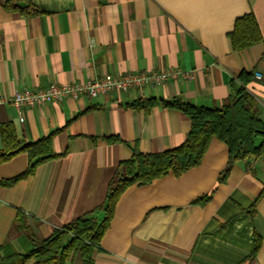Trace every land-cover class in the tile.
Instances as JSON below:
<instances>
[{"label": "crops", "instance_id": "0c3cea01", "mask_svg": "<svg viewBox=\"0 0 264 264\" xmlns=\"http://www.w3.org/2000/svg\"><path fill=\"white\" fill-rule=\"evenodd\" d=\"M22 1L27 8L28 0ZM29 1L43 12L28 14L0 3V124L12 122L26 141L57 130L53 148L60 155L12 187L0 185L3 254L33 247L27 232L14 229L18 212L35 236L47 237L105 201L110 179L134 146L153 153L186 140L191 120L184 112L161 104L147 112L132 107L133 101L180 97L221 107L232 82L239 83L247 70L254 75L247 87L264 119V0ZM250 12L263 40L234 50L228 33ZM170 68L187 74L97 97L21 109L10 102L25 88ZM106 136L121 140L108 142ZM28 161L20 153L0 162V178L19 174ZM227 162V145L214 138L199 166L129 187L94 264H264V155L236 161L220 181ZM205 194H211L206 203L194 202ZM256 234L261 245L252 257ZM67 264H80V258Z\"/></svg>", "mask_w": 264, "mask_h": 264}, {"label": "trees", "instance_id": "16d2710c", "mask_svg": "<svg viewBox=\"0 0 264 264\" xmlns=\"http://www.w3.org/2000/svg\"><path fill=\"white\" fill-rule=\"evenodd\" d=\"M16 0H0L7 9H20L28 14L43 11L29 2L22 8ZM234 50H242L263 40L258 22L253 12L236 19L234 28L228 33ZM254 79L253 72L243 70L239 83L232 82L233 92L221 107L195 105L180 97L148 98L135 100L130 105L149 112L161 104L184 112L191 120V128L186 140L168 150L144 153L137 146L129 159L119 162L109 181L105 201L96 208L80 215L63 226L56 227L44 238H39L30 230L21 212L16 216L14 229L29 234L33 247L26 253L13 252L5 255L0 249V264H67L69 260L80 258V264H94V255L101 247V241L110 228L117 203L122 194L131 186H142L165 176L170 172L180 176L189 169L199 166L214 138L220 139L228 147V162L219 180H224L238 160L257 159L264 155V119L258 114V100L247 85ZM57 130L34 141H26L18 136L12 122L0 124L2 146L0 162H6L20 153L28 155L25 170L10 178H0V185L12 187L19 181L34 174L37 167L58 157L53 148V137ZM108 142L121 140L117 136H106ZM211 194L200 196L194 202L206 203ZM254 208L250 209L253 213ZM103 212L102 218L99 212ZM260 236L256 234L253 257L260 248Z\"/></svg>", "mask_w": 264, "mask_h": 264}, {"label": "built area", "instance_id": "2783aa9c", "mask_svg": "<svg viewBox=\"0 0 264 264\" xmlns=\"http://www.w3.org/2000/svg\"><path fill=\"white\" fill-rule=\"evenodd\" d=\"M187 74L178 68L165 70L130 71L122 74H107L86 82H70L65 84L49 83L39 89L25 88L17 91L11 98L18 109L24 105H41L47 102H59L66 98H80L87 95L97 97L110 91L128 92L132 88L143 89L155 87L169 79H176Z\"/></svg>", "mask_w": 264, "mask_h": 264}, {"label": "water", "instance_id": "95a60500", "mask_svg": "<svg viewBox=\"0 0 264 264\" xmlns=\"http://www.w3.org/2000/svg\"><path fill=\"white\" fill-rule=\"evenodd\" d=\"M17 4L19 6H26L27 5V2L20 0V1H17Z\"/></svg>", "mask_w": 264, "mask_h": 264}]
</instances>
